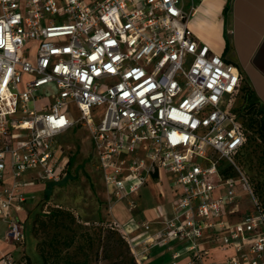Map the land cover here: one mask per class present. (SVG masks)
Listing matches in <instances>:
<instances>
[{
  "label": "built area",
  "instance_id": "obj_1",
  "mask_svg": "<svg viewBox=\"0 0 264 264\" xmlns=\"http://www.w3.org/2000/svg\"><path fill=\"white\" fill-rule=\"evenodd\" d=\"M0 8V264H28L25 249L19 258L8 249L26 244L27 189L68 176L70 151L58 137L77 127L113 198L138 195L158 171L175 175L173 218L129 240L138 264L174 241L187 243L186 264H264V211L236 161L242 75L196 38L193 0H0ZM246 198L254 212L234 220ZM141 226L150 233L149 222Z\"/></svg>",
  "mask_w": 264,
  "mask_h": 264
},
{
  "label": "rangeland",
  "instance_id": "obj_2",
  "mask_svg": "<svg viewBox=\"0 0 264 264\" xmlns=\"http://www.w3.org/2000/svg\"><path fill=\"white\" fill-rule=\"evenodd\" d=\"M33 59L31 56L30 60ZM243 87L234 108L249 128L250 141L240 160L264 200V107L253 99L246 100L245 84ZM72 115L76 117L75 109ZM58 143L59 148L70 151L68 176L60 183L49 185L47 196L35 194L36 201L20 215L26 244L8 246V249L15 258L25 249L28 264H130L132 252L127 235L123 232L128 242L120 233L108 229L109 222L118 217L117 205L124 199L107 198L89 133L83 127L73 128L60 135ZM235 182L238 186L242 184L239 178H235ZM155 189L154 194L143 190L141 198L132 195L125 200L126 207H130L131 201L135 202L134 212L143 216V212L156 203V195L159 198ZM250 212H254V206L251 199L246 198L241 213L234 220Z\"/></svg>",
  "mask_w": 264,
  "mask_h": 264
},
{
  "label": "crops",
  "instance_id": "obj_3",
  "mask_svg": "<svg viewBox=\"0 0 264 264\" xmlns=\"http://www.w3.org/2000/svg\"><path fill=\"white\" fill-rule=\"evenodd\" d=\"M193 1L197 10L191 20L190 28L196 38L221 55L227 62L238 67L243 84L252 89L254 99L264 107V0ZM99 172L107 198L111 199L113 195L108 193L102 172ZM32 174L27 175L28 180ZM174 179V174L162 170L151 176L148 184L136 195V199L142 197L143 190H149L151 194H154L155 187L158 189L159 198L156 195V203L144 211L143 216L134 212L137 204L134 208L126 207L125 200L131 196L123 198L124 202L117 205L115 211L118 219L114 220L130 241L140 243L146 240L150 234L153 235L163 229L165 222L173 218L172 203L176 196L171 184ZM49 185L51 183L35 185L27 189L29 200L25 205V212L28 211V205L36 201L35 194L42 193L47 196L46 191ZM36 186L38 188L34 189ZM159 212H163V218H159ZM145 221L151 224L150 233H146L141 226ZM3 232L4 225L0 222V247L4 248ZM205 241L206 248L213 255H217L219 253L217 244L209 236L205 237ZM186 246V242L174 241L164 247H153L147 259L141 264H186L190 260ZM175 254L179 255L176 259L173 258Z\"/></svg>",
  "mask_w": 264,
  "mask_h": 264
},
{
  "label": "trees",
  "instance_id": "obj_4",
  "mask_svg": "<svg viewBox=\"0 0 264 264\" xmlns=\"http://www.w3.org/2000/svg\"><path fill=\"white\" fill-rule=\"evenodd\" d=\"M245 86H246V88H245V89H246V90H245V91H246V97H245V99L248 100V101H249V100H252V99L255 100L254 97H253V91H252V89H251L249 86H247V85H245ZM243 89H244V87H243V79H242V81H241V87H240V92H239V94H238V98L240 97V95H241ZM255 101H256L257 103H259L257 100H255ZM259 104H260V103H259ZM261 106H262V105H261ZM233 112L238 116V118L240 117V116L236 113L235 108L233 109ZM239 120H240V118H239ZM240 122H241L242 127L244 128L245 143H244L243 146L241 147L239 153L236 155V161H237V163L240 165V167L242 168V170L245 172V174L248 176L249 180L251 181L252 186H253V188H254L255 195H256V197L258 198L259 205H260V207L262 208V210L264 211V200H263V198L261 197V195L259 194L257 186L254 184L252 178H251L250 175L247 173V171L245 170V168H244V166L242 165L241 160H240L243 151L245 150V148L247 147V145H248V143H249V141H250V135H249L250 132H249V128H248L247 126L244 125V123H243L242 120H240ZM260 137L262 138V135H260ZM108 229H110L112 232H118V233H120V235L122 236V238L125 239V240H127L125 234L123 233V231L121 230V228H120V226L117 224V222H115V221H111V222H109V224H108ZM127 242H128V240H127ZM128 245H129L128 248H129L130 252H132V248H131V245H130L129 242H128ZM129 262H130V264H138V262H137L135 256L133 255V253H132V259H131V261H129Z\"/></svg>",
  "mask_w": 264,
  "mask_h": 264
}]
</instances>
